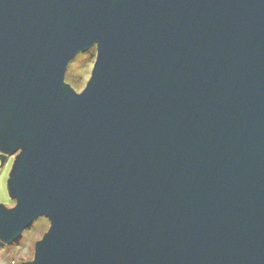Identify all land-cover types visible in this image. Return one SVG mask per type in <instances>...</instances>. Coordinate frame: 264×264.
Here are the masks:
<instances>
[{"label":"water","instance_id":"water-1","mask_svg":"<svg viewBox=\"0 0 264 264\" xmlns=\"http://www.w3.org/2000/svg\"><path fill=\"white\" fill-rule=\"evenodd\" d=\"M11 155L21 264H264V0H0Z\"/></svg>","mask_w":264,"mask_h":264},{"label":"rangeland","instance_id":"rangeland-1","mask_svg":"<svg viewBox=\"0 0 264 264\" xmlns=\"http://www.w3.org/2000/svg\"><path fill=\"white\" fill-rule=\"evenodd\" d=\"M83 53H86V57L80 58V55L76 54L69 61L65 72V81L70 83L76 91L83 89L90 76L96 54L95 45ZM12 160L13 155L8 156L0 169V202L8 207L15 204V201L9 197L6 187V179ZM48 226V219L41 216L34 220L29 228L24 229L22 235L15 242L0 245V264H21L23 261L32 259L34 243L42 237Z\"/></svg>","mask_w":264,"mask_h":264},{"label":"trees","instance_id":"trees-1","mask_svg":"<svg viewBox=\"0 0 264 264\" xmlns=\"http://www.w3.org/2000/svg\"><path fill=\"white\" fill-rule=\"evenodd\" d=\"M78 55H80V58H84V57H86V53H83V52H79V53H77ZM77 55V56H78Z\"/></svg>","mask_w":264,"mask_h":264}]
</instances>
